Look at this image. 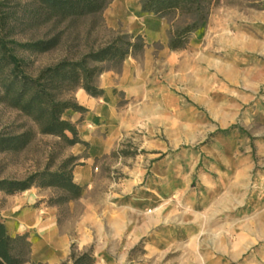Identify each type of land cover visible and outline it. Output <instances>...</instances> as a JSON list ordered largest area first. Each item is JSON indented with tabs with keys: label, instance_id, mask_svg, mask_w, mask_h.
Here are the masks:
<instances>
[{
	"label": "rangeland",
	"instance_id": "rangeland-1",
	"mask_svg": "<svg viewBox=\"0 0 264 264\" xmlns=\"http://www.w3.org/2000/svg\"><path fill=\"white\" fill-rule=\"evenodd\" d=\"M0 4L9 16L7 40L25 44L55 36L60 39L57 47L43 53L7 45L14 48L23 72L30 77L63 59L75 60L104 47L119 32L131 34L107 26L105 9L109 4L98 13L64 22L46 13L37 0H0ZM165 18L169 30L188 22L178 13ZM101 66L104 71L121 67L111 63ZM171 73L169 80L176 86L173 91L188 109L187 117L180 119L186 127L181 129L179 122H173L168 132L163 125H156L159 130L149 138L165 144L166 154L179 150L199 154L189 191L202 196L201 178L212 182L213 204L199 210L198 221L210 223L214 229L205 225L190 241H182L178 253L169 254L159 264H211L204 261L206 254L209 258L218 255L224 264H264V0H213L206 21L190 36L181 71ZM77 90L68 96L75 100ZM25 132L30 133L31 141L24 149L0 153V180H23L35 172L57 171L70 157L75 158L74 165H82L87 157L86 147L78 153L75 146L41 134L31 118L0 103V135ZM150 139L135 130L121 137L108 154L94 159L91 186L81 187V195L74 200L55 204L65 196L61 190L32 187L39 199L34 207H57L59 222L67 226L80 222L86 204L94 203L100 222L101 203L112 199L107 195L122 187L125 193L139 189L151 174L150 161L163 158L148 149ZM84 189L88 191L85 194ZM75 233L79 239L71 245V253L78 256L92 249L94 264H101L99 256L105 246L101 247L99 235L87 232L88 238L92 233L89 242L83 232ZM142 247L141 242L128 252L123 264L137 263L144 253ZM108 250L113 251L112 247ZM233 252L237 253L234 259ZM25 257L28 264H37L30 262V254ZM63 263L71 264V260Z\"/></svg>",
	"mask_w": 264,
	"mask_h": 264
},
{
	"label": "crops",
	"instance_id": "crops-1",
	"mask_svg": "<svg viewBox=\"0 0 264 264\" xmlns=\"http://www.w3.org/2000/svg\"><path fill=\"white\" fill-rule=\"evenodd\" d=\"M105 17L110 29L123 28L140 35L146 46L138 58L126 56L119 71L106 70L99 75L96 86L102 90L101 95L92 97L82 89L75 94V101L86 112H71V121H79L77 129L80 140L87 144V157L82 165L73 167L72 175L77 185L87 189L93 180L94 159L108 154L121 137L135 130L150 139L149 135L159 130L156 125L171 132L173 122L185 128L180 119L186 118L188 111L169 80L172 71H181L187 47L174 51L168 48V21L143 12L140 0H112ZM155 44L159 47H153ZM147 143L150 151L159 152L163 158L150 161L151 174L139 189L129 185L130 193L122 187L107 195L112 199L101 203L100 222L94 213L96 205L87 203L81 221L64 226L58 220L57 207H34L39 199L34 189H29L13 196L0 194V216L7 232L12 237L27 236L34 263L68 261L71 245L79 239L76 230L83 232L89 242L92 233L88 238L87 232L99 235L101 247L105 246L99 256L101 264H123L128 252L141 242L144 253L135 264H159L169 254L178 253L185 238L190 241L205 225L214 229L210 223L198 221L199 210L213 204L212 182L204 176L200 180L202 196L190 192L191 173L199 165V154L183 150L166 154L165 144L155 139ZM84 148L83 144L75 145L78 153ZM236 254L233 252L231 257L236 258ZM206 255L204 261L224 264L218 255Z\"/></svg>",
	"mask_w": 264,
	"mask_h": 264
},
{
	"label": "trees",
	"instance_id": "trees-1",
	"mask_svg": "<svg viewBox=\"0 0 264 264\" xmlns=\"http://www.w3.org/2000/svg\"><path fill=\"white\" fill-rule=\"evenodd\" d=\"M37 1L55 20L64 22L98 13L112 0ZM212 6L213 0H141L143 12L161 18L178 13L188 20L183 26L168 31V48L173 51L188 46L191 34L206 21ZM8 18L0 4V103L31 118L41 134L55 136L67 146L83 144L87 147L79 138V121L72 122L70 117L71 112L82 114L86 109L68 95L76 89H82L92 97L101 95L102 90L96 86L99 75L104 72L101 65L111 63L120 66L126 56H140L146 46L144 38L119 32L104 47L75 60L63 59L54 66L41 70L36 77H30L23 72L22 61L14 55V48L7 45L43 53L57 47L60 39L55 36V39L25 44L7 40L10 34ZM30 141L31 135L27 132L0 135V153L21 151ZM73 160L74 157L67 158L57 171L35 172L23 180H0V193L12 196L32 187L55 188L65 194L55 204L74 200L81 195L82 189L73 181ZM29 254L30 243L27 236H10L0 216V264H28L29 259L25 256ZM70 260L71 264H94L92 249L78 256L71 253Z\"/></svg>",
	"mask_w": 264,
	"mask_h": 264
}]
</instances>
